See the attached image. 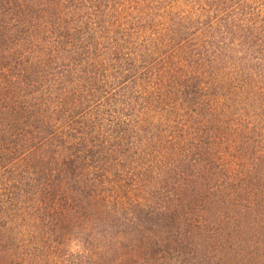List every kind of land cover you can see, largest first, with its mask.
I'll return each mask as SVG.
<instances>
[{"label": "trees", "instance_id": "1", "mask_svg": "<svg viewBox=\"0 0 264 264\" xmlns=\"http://www.w3.org/2000/svg\"><path fill=\"white\" fill-rule=\"evenodd\" d=\"M262 174L264 0H0V264L182 257Z\"/></svg>", "mask_w": 264, "mask_h": 264}, {"label": "rangeland", "instance_id": "2", "mask_svg": "<svg viewBox=\"0 0 264 264\" xmlns=\"http://www.w3.org/2000/svg\"><path fill=\"white\" fill-rule=\"evenodd\" d=\"M260 179L262 182L259 184L260 190L248 189L229 196L231 204L226 212H222L214 205L207 213L204 212L205 222L201 225L200 236L198 232L201 242L195 252H185V257L176 254L165 258L150 257L145 261H135L136 264H264V203L262 202L264 174ZM225 216L235 222H242L240 232L229 234L231 235L229 240L225 235L218 236L214 231L216 225L222 222ZM225 245L231 247V250L233 248V252L228 250L226 253L230 252V254H225L223 248ZM122 253L123 249L120 251L112 249L107 254L108 259L105 264H115L114 258L117 255H121L120 260H122ZM129 258L131 261L133 259L132 263L128 259L124 264H134V260H137L132 256Z\"/></svg>", "mask_w": 264, "mask_h": 264}]
</instances>
